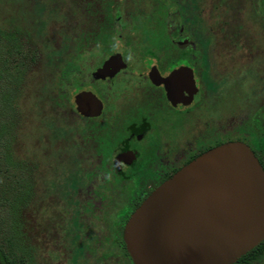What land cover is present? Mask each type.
<instances>
[{
  "label": "flooded vegetation",
  "instance_id": "obj_1",
  "mask_svg": "<svg viewBox=\"0 0 264 264\" xmlns=\"http://www.w3.org/2000/svg\"><path fill=\"white\" fill-rule=\"evenodd\" d=\"M148 1L153 11L164 0H108V9L95 2L94 22L108 26L106 38H86L94 30L86 19L89 25H80L74 94L82 95L80 109L73 97L74 114L63 116L76 120L71 168L79 176L64 179V199L76 205L43 227L49 243L66 253V264H133L124 241L130 216L159 185L214 148L242 143L264 172V69L244 76L233 62L213 60L212 52L196 49L178 12L153 20ZM138 17L149 19L160 38H122L123 24ZM86 93L92 116L81 112Z\"/></svg>",
  "mask_w": 264,
  "mask_h": 264
},
{
  "label": "rangeland",
  "instance_id": "obj_2",
  "mask_svg": "<svg viewBox=\"0 0 264 264\" xmlns=\"http://www.w3.org/2000/svg\"><path fill=\"white\" fill-rule=\"evenodd\" d=\"M46 3L0 0V172L7 174L0 181V202L16 203L12 212L6 210L8 206L0 208V247L6 254L8 242L25 250L31 264H66V253L49 243L43 227L46 220L75 210L76 203L64 199L65 191L69 192L64 179L79 176L71 168L76 160V120L63 117L74 114L70 103L75 93L60 99L58 77L62 70L73 67L77 80V38L80 25L89 23L84 17L72 18L67 2L63 6ZM162 3L152 11L148 1V15L153 13V20H167L178 12L185 32L196 40L197 50L212 52L213 60L233 62L244 76L249 70L264 69L261 0ZM121 35L160 38L149 19L141 17L123 24ZM92 59V54L85 58L86 68ZM5 154L10 162H4ZM19 260L16 257L17 263Z\"/></svg>",
  "mask_w": 264,
  "mask_h": 264
},
{
  "label": "water",
  "instance_id": "obj_3",
  "mask_svg": "<svg viewBox=\"0 0 264 264\" xmlns=\"http://www.w3.org/2000/svg\"><path fill=\"white\" fill-rule=\"evenodd\" d=\"M89 96L81 112L92 116ZM81 97L74 96L78 111ZM263 240L264 172L236 142L200 155L159 185L124 229L133 264H234Z\"/></svg>",
  "mask_w": 264,
  "mask_h": 264
},
{
  "label": "trees",
  "instance_id": "obj_4",
  "mask_svg": "<svg viewBox=\"0 0 264 264\" xmlns=\"http://www.w3.org/2000/svg\"><path fill=\"white\" fill-rule=\"evenodd\" d=\"M46 4H54L61 3V6L64 5V2H67L68 7V13L72 18H81L84 17V19L88 20L91 24L88 28L92 29L94 31H90L88 36L86 38H106L107 37V31L108 26L104 25L103 23H95L97 10L95 6V2H98V4L107 6L108 0H46ZM57 6V5H56ZM55 7V6H54ZM108 9L107 7H104ZM109 13L105 12V18L108 19L110 17L108 15ZM79 18V19H80ZM98 28L95 32V28ZM106 31V32H105ZM16 53H19L16 49H14ZM22 59V54H19V59ZM74 74V68L69 67L65 70H62L58 77V84H59V90H58V96L60 99L65 97L68 93H75L77 91V84L76 80L73 78ZM4 158L6 159L4 162H10L9 156L5 154ZM6 172L2 173L0 172V181L3 179L6 180L5 177H7ZM9 186H12V184L9 182ZM4 206H8L6 210H9L10 212L15 210L16 203L15 202H0V208ZM12 225V224H7ZM8 247L6 248L8 251V254H6L3 250V248L0 247V263L2 264H29L28 259L29 257L26 254L25 250H19L18 247H13V245L8 242ZM18 256L20 257V262H16V257L18 259ZM264 261V240L260 242L256 247H254L252 250L247 252L245 255H243L241 258H239L235 264H260Z\"/></svg>",
  "mask_w": 264,
  "mask_h": 264
}]
</instances>
